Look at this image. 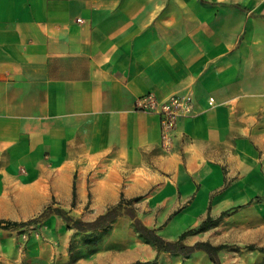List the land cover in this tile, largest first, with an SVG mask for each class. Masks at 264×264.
Masks as SVG:
<instances>
[{"label":"crops","instance_id":"0c3cea01","mask_svg":"<svg viewBox=\"0 0 264 264\" xmlns=\"http://www.w3.org/2000/svg\"><path fill=\"white\" fill-rule=\"evenodd\" d=\"M149 93L193 96L170 148L135 110ZM11 191L27 217L1 220L52 207L92 222L122 200L166 241L226 213L221 242L183 243L264 256V0H0L1 200ZM30 228V264H212L158 253L128 215Z\"/></svg>","mask_w":264,"mask_h":264},{"label":"trees","instance_id":"16d2710c","mask_svg":"<svg viewBox=\"0 0 264 264\" xmlns=\"http://www.w3.org/2000/svg\"><path fill=\"white\" fill-rule=\"evenodd\" d=\"M124 207L121 202L109 208L103 215L99 216L96 220L92 222H83L79 218H75L68 214V212L60 208L47 207L43 210L38 216L29 219L24 222H12L0 219V230L14 231L25 227H34L38 223L45 220L49 215L56 214L62 218L69 228L75 229L80 233H87L97 229L107 228L117 217L121 215H128L132 220L133 227L143 237L148 243L153 245L158 253H171V254H180L182 256L190 255L195 251H203L208 256L212 264H221L219 259V252L230 248L227 244L212 245L206 241H198L191 246H187L183 243L184 238L187 235H190L195 232L205 231L206 229L216 226L220 223L222 217L226 214L224 213L217 219H207L199 225L197 229L188 230L180 235L176 241H166L155 233L153 229H149L144 226L141 221L132 213V211L122 210ZM250 250H254L255 247L250 245L246 246ZM261 253H264V249H259Z\"/></svg>","mask_w":264,"mask_h":264},{"label":"rangeland","instance_id":"374dc122","mask_svg":"<svg viewBox=\"0 0 264 264\" xmlns=\"http://www.w3.org/2000/svg\"><path fill=\"white\" fill-rule=\"evenodd\" d=\"M14 192H9V198L1 200L0 194V219L19 218L27 216L20 214V209L11 206ZM34 228L25 227L14 231L0 230V264H30V256L27 252L28 240ZM223 229L216 225L206 229L202 238L212 242L222 241ZM227 241V240H226ZM227 242L223 243L226 244ZM201 259H199L200 261ZM222 264H264V256L251 251H241L237 246L230 245L225 250V256L221 258Z\"/></svg>","mask_w":264,"mask_h":264},{"label":"built area","instance_id":"2783aa9c","mask_svg":"<svg viewBox=\"0 0 264 264\" xmlns=\"http://www.w3.org/2000/svg\"><path fill=\"white\" fill-rule=\"evenodd\" d=\"M213 99H209L211 104ZM193 96L191 94L173 95L166 100H159L154 94H146L135 102V110L159 118L160 139L163 147L170 148L178 119L187 117L193 112Z\"/></svg>","mask_w":264,"mask_h":264}]
</instances>
